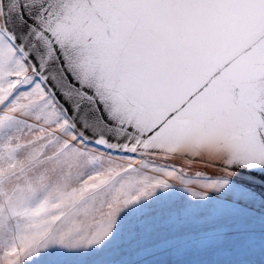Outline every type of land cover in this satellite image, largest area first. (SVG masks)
<instances>
[{
	"label": "snow or ice",
	"instance_id": "1",
	"mask_svg": "<svg viewBox=\"0 0 264 264\" xmlns=\"http://www.w3.org/2000/svg\"><path fill=\"white\" fill-rule=\"evenodd\" d=\"M0 264H264V0H0Z\"/></svg>",
	"mask_w": 264,
	"mask_h": 264
}]
</instances>
